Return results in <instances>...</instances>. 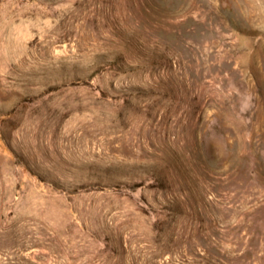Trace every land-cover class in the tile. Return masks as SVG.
I'll return each instance as SVG.
<instances>
[{
	"label": "rangeland",
	"instance_id": "1",
	"mask_svg": "<svg viewBox=\"0 0 264 264\" xmlns=\"http://www.w3.org/2000/svg\"><path fill=\"white\" fill-rule=\"evenodd\" d=\"M0 264H264V0H0Z\"/></svg>",
	"mask_w": 264,
	"mask_h": 264
}]
</instances>
